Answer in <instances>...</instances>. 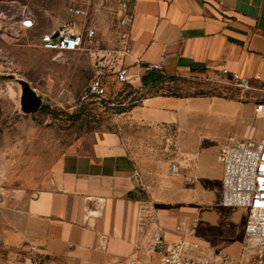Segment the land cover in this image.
<instances>
[{"label":"crops","instance_id":"crops-1","mask_svg":"<svg viewBox=\"0 0 264 264\" xmlns=\"http://www.w3.org/2000/svg\"><path fill=\"white\" fill-rule=\"evenodd\" d=\"M130 7L132 24L117 53L121 66L136 74L131 83L145 87L189 74L224 78V67L249 77L259 73L264 82V0H132ZM150 63L161 70L145 71ZM180 100L148 96L134 111L154 125L185 117L183 157L138 163L114 131L62 153L45 187L0 212V264H164L147 250L156 232L169 242H196L195 253L264 264L244 251L247 210L221 203L217 156L223 145L203 136L219 128L192 132L198 120L174 112ZM142 200L152 216L141 232L136 214Z\"/></svg>","mask_w":264,"mask_h":264},{"label":"rangeland","instance_id":"rangeland-1","mask_svg":"<svg viewBox=\"0 0 264 264\" xmlns=\"http://www.w3.org/2000/svg\"><path fill=\"white\" fill-rule=\"evenodd\" d=\"M126 0H0V212H9L28 195L45 187L51 163L62 153L106 131L117 132L138 163L184 156L181 121L151 124L134 111L142 98H180L177 113L193 115L195 130L208 142L226 144L230 137L259 138L264 114L254 103L264 93L242 90L224 78L204 74L166 77L154 86L119 83L121 66L117 16ZM75 10L80 14L74 15ZM29 18L31 27L22 20ZM70 21L83 32L94 28L93 45L78 51H47L39 36ZM99 80L103 91L90 90ZM26 82L41 100L32 113L22 110ZM216 124L218 127H216ZM195 134V133H194Z\"/></svg>","mask_w":264,"mask_h":264},{"label":"built area","instance_id":"built-area-1","mask_svg":"<svg viewBox=\"0 0 264 264\" xmlns=\"http://www.w3.org/2000/svg\"><path fill=\"white\" fill-rule=\"evenodd\" d=\"M131 1L126 0L119 7L117 31L121 40L127 38L132 24ZM73 14H80V10H75ZM22 25L25 28L31 27V20L29 18L22 20ZM95 34L92 27H87L81 32L70 21H64L57 28L42 33L38 38V46L47 51H78L84 49L87 44L93 45ZM143 69L161 70V66L150 63L143 66ZM221 74L225 80L242 90L251 89L264 93V82L259 73L249 77L224 67L221 69ZM115 78L121 84L131 83L136 78V74H130L125 67L117 66ZM90 90L94 93L103 91L99 80L92 82ZM253 110L256 114H264V100L255 102ZM217 158L222 165L221 203L227 207L247 210L244 251H253L258 262L262 263L264 261V133L257 139L230 137L220 148ZM170 169L177 173L174 162L171 163ZM151 216L152 210L148 202L140 201V208L136 214L139 231L145 230ZM198 247L196 242L183 239L169 242L156 232L152 235L147 250L160 254L164 264H241L240 260L222 252L195 253ZM120 264H136V261L126 259Z\"/></svg>","mask_w":264,"mask_h":264},{"label":"water","instance_id":"water-1","mask_svg":"<svg viewBox=\"0 0 264 264\" xmlns=\"http://www.w3.org/2000/svg\"><path fill=\"white\" fill-rule=\"evenodd\" d=\"M22 85H23V97H22L21 107L23 112L32 113L37 111L40 108V104H41L40 98L26 82H22Z\"/></svg>","mask_w":264,"mask_h":264},{"label":"trees","instance_id":"trees-1","mask_svg":"<svg viewBox=\"0 0 264 264\" xmlns=\"http://www.w3.org/2000/svg\"><path fill=\"white\" fill-rule=\"evenodd\" d=\"M171 78H173V77H171ZM157 82H155V83H152V84H150L151 86H154L155 84H156ZM146 87V86H145Z\"/></svg>","mask_w":264,"mask_h":264}]
</instances>
